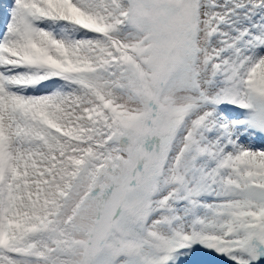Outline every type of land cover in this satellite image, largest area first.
Wrapping results in <instances>:
<instances>
[{"label": "snow or ice", "instance_id": "obj_1", "mask_svg": "<svg viewBox=\"0 0 264 264\" xmlns=\"http://www.w3.org/2000/svg\"><path fill=\"white\" fill-rule=\"evenodd\" d=\"M0 264H264V0H0Z\"/></svg>", "mask_w": 264, "mask_h": 264}]
</instances>
